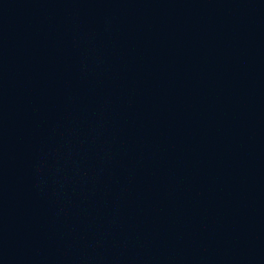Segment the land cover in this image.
Instances as JSON below:
<instances>
[{
	"label": "water",
	"instance_id": "obj_1",
	"mask_svg": "<svg viewBox=\"0 0 264 264\" xmlns=\"http://www.w3.org/2000/svg\"><path fill=\"white\" fill-rule=\"evenodd\" d=\"M0 264H264V0H0Z\"/></svg>",
	"mask_w": 264,
	"mask_h": 264
}]
</instances>
